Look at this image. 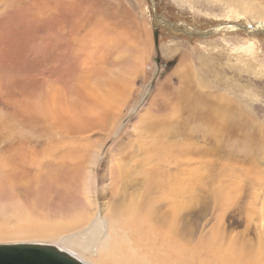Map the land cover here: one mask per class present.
I'll return each instance as SVG.
<instances>
[{
    "label": "rangeland",
    "instance_id": "rangeland-1",
    "mask_svg": "<svg viewBox=\"0 0 264 264\" xmlns=\"http://www.w3.org/2000/svg\"><path fill=\"white\" fill-rule=\"evenodd\" d=\"M38 1L40 0L18 1L21 2V8L29 10L28 16L25 14L26 19L14 17L9 21L6 18V15L10 17L11 14L17 16L21 12L17 9L11 14L9 12L12 8L7 11L8 13L6 11L0 13V38H2L0 39V100L8 99L0 101V160L5 161L2 171L6 174V179L0 180V201L5 204L3 210H0V232L5 233L4 231L13 227L24 228L30 224V227L40 233V238L33 239L37 241L23 243L56 244L61 237L82 228L81 216L88 213L92 216L96 213L98 215L107 206L109 200L107 193L105 194L107 199L102 197L104 175L107 178L111 174L113 181L114 173L124 175L128 172L129 175L136 173V179H139L146 174L144 172L146 170L154 178L159 175L165 177L168 185L179 180V184L184 185L183 199L194 205L184 220L188 228L179 231L181 234H184L183 230L190 233V236L185 238L189 241V246L188 243L184 244L186 242H178L172 238L174 245L169 244L167 250H173V253H167L165 259L159 254L157 262L221 264L214 257L207 256L193 247L200 236L210 233L211 228L218 229L223 240L235 242L234 249L236 248L241 257L248 252L252 254L255 250L259 251V246L263 245L259 243L264 239V15L261 14L264 5H259L255 0H88L87 6L96 15L95 19H98L99 25L104 27V20L108 21L109 25L112 23L110 26L113 25V28L108 25L111 28L108 29V34L115 44V59L119 60V68L115 67L114 74L116 75L119 70L124 80L132 68V60L138 53V48L135 43H130L127 35L132 38L134 32L137 35L142 34L141 46L145 50L141 52L143 68L133 71L132 88L127 95L119 97L112 94L116 101L105 106L107 116L96 121L95 130L91 132H85L83 129L75 130L73 137L77 148L67 165L60 164L59 159L52 156L46 157L36 165V174L33 178L35 188L31 189L30 185L15 186L26 165L21 164L19 159L14 161L15 163L9 161L10 157H16V154H12V149L9 152L7 151L9 149L3 148L14 139L20 140L14 145H18L19 142L23 144L26 139H36L41 141L40 145L43 144L44 137L35 138L37 134L30 128L31 124L33 125L32 121L13 112L21 108L22 100L31 92L32 85L27 80L32 78V84L39 86L46 74L48 77L45 80L52 85L51 88L55 85L57 89L69 93L63 88L65 83L60 79L56 80L53 74L66 79L74 88V92L79 90L76 89V79L79 78L85 83L90 79L88 76L85 77L87 69L80 68L82 63L79 66L80 56L63 58L60 53L58 56L56 52L60 47L51 41L53 39H48L49 36L43 32L46 19L49 20L48 25H53L49 18L51 7L54 5L61 7L64 3L60 12L61 21L70 18L74 7L67 6L61 0H56V4L53 0H46L45 4L42 0L39 3ZM82 2L84 0H79L80 4ZM229 10L232 12L234 10L236 13L229 14ZM243 10L254 15L237 16ZM33 16H36L34 20H32ZM128 19L132 20L134 27L128 23ZM114 25H118V28ZM227 25H234L238 30H229L227 29L229 27H225ZM221 26L223 30L217 29ZM144 31L150 36L146 34L144 36ZM59 33L62 37L66 35V32ZM115 33L124 37L121 38ZM185 54L191 55L194 68V75L190 78L189 84H184L185 82L180 81L174 74ZM74 60L77 64L73 66ZM86 61L91 63V60ZM167 79H170L169 85L166 83ZM106 83L114 90L122 87V84L115 79H109ZM182 89L186 99L192 96L194 101H198L196 104L191 100V107L190 103L188 105L193 115L187 110L188 117L178 115V118L172 117L171 119L175 118L172 121L166 119L163 122H155L163 132L171 128V135H174L158 139L160 140L158 144L165 148L162 161H172L175 164L176 157L179 156L182 158L177 164L182 162V165L173 167L157 164L156 156L153 160L146 161L144 158L146 154L138 151L133 141L138 139L137 135L130 130L138 120L137 114L154 96L157 97V103L163 102L169 108L170 106L177 108L179 104L175 106L173 102L178 100L176 98L180 97ZM157 92L159 96L160 92L167 93L168 97H159L156 95ZM169 95H173L172 98ZM29 101L34 102L32 97ZM6 102L10 104V109L5 105ZM122 102L124 107H121ZM91 104V101L86 102L84 108H91ZM170 109L172 111V108ZM215 110L219 115V119L216 118L218 131L223 124H226L227 130L221 135L218 133L221 140L219 142L212 138L211 141H203L201 135L209 139L206 134L212 130L211 127L206 130L200 124L202 116L206 118L208 117L206 112L209 114ZM221 111L224 116L219 114ZM208 119L212 120L210 117ZM79 131L81 133H78ZM225 132L226 137L223 136ZM29 144L32 142H25V145ZM144 147L149 149L146 142ZM22 148L21 145L20 149ZM41 148L36 147V151H40ZM252 170L258 172L255 177ZM86 178H91L92 184L89 186H84ZM126 183L127 181L123 179L121 187ZM81 185L83 188L80 187ZM8 195L14 199L12 202L7 200ZM150 196L156 195L150 194ZM17 215L21 218L20 226L16 224L18 217L16 220L14 218ZM142 220L144 219L130 221L121 218V225H128L130 231L119 230L117 234L112 230L108 233L106 228L95 249L98 255L84 254L80 259L88 264H100L96 261L97 257L107 256L117 257L124 264H150L146 260L135 258V253L139 254L131 243V238L135 236L131 233L134 232L133 227L139 225H143L145 229L150 227L151 222ZM166 237L168 236H159L158 240ZM7 238L12 239L8 235L1 236L0 244L15 243ZM123 238L129 243H125ZM206 238L203 237L202 240ZM156 239V236L148 237L144 244L146 248L150 249L149 243ZM74 252V255L79 254L77 251ZM260 263L264 264V260Z\"/></svg>",
    "mask_w": 264,
    "mask_h": 264
},
{
    "label": "bare ground",
    "instance_id": "bare-ground-1",
    "mask_svg": "<svg viewBox=\"0 0 264 264\" xmlns=\"http://www.w3.org/2000/svg\"><path fill=\"white\" fill-rule=\"evenodd\" d=\"M18 1L19 0H0V13L3 11H6V13H8L7 11L11 8L12 10L9 12L10 14L16 9L18 11H21L17 14V16L11 14V16L9 17V15H6V18H8L9 21L11 18L13 19L14 17L26 19L27 17H25V14L28 16L29 10L27 8H21V2L19 3ZM40 1H38V3ZM42 1L45 4L46 0H42ZM61 1H64L67 4V6L69 5L71 7H74L73 10H71L70 18L68 19L64 18V20L61 21L60 12L63 8L64 3L62 4L61 7L60 5L58 7L54 5V7L50 8L51 17H49L53 25L49 24L51 26L50 28V26L47 24V21L49 20L46 19V23L43 26L44 27L43 32L49 36L47 37L48 39H53L51 41H53V43H55L56 45L60 47L59 49H57V52H56L58 56H59V53L62 54L63 58H66L67 56H70L72 58L73 56H76V55L80 56L78 58V61H80L79 66H81V63H82V66L80 68L82 70H85L84 68L87 69L85 77L88 76V78L90 79L89 80L87 79L88 81L87 83H85L81 79L79 80V78L76 79L75 81L76 89L77 90L79 89V90L74 92L75 91L73 90L74 88L71 87L72 85L70 86L68 84L66 79H64L63 77L60 78L59 76L53 74V77L56 80L60 79L61 82L65 83L64 86L66 87L63 86V88H66L67 89L66 91L69 93L64 92L63 89H62L63 91L62 92L61 89H57L55 85L53 88H51L52 85H50L49 82L45 80L46 77H48L46 74H44V79H43L44 81L40 83L39 85L40 87L36 84H32L33 83L32 78L27 80L32 85L31 92L29 95L25 96V99L22 100L21 108L13 112L14 114L23 115L24 117H27L28 119H30L32 121L31 123H33L34 125L33 126L31 124L30 128L34 133L37 134L35 138L44 137V140L42 138L43 140L42 145H40L41 141L39 142V140H36V139H26L25 142H32V144H29V145H25V142H23V144H20L19 142L18 145H14V144H17L18 141H20L18 139H14L9 145H7V147H3L4 150L9 149L7 150L9 152H10V149H12L13 150L12 154H16V157H13V158L10 157L9 161L14 162L19 159L21 164L26 165V169H22V175L18 179V182L15 186L30 185L31 189L35 188V180H33V178L36 174V165L39 162L44 161L45 158L48 156H52L54 158L59 159L60 164L67 165L68 160L75 153L76 148H77V144L73 137L75 130L83 129L85 132H91L95 130L96 121L100 119H104L107 116V112L105 111V106L108 103H114L116 101L115 97H113L112 94L118 95L119 97L127 95V93H129V90L132 88L131 80L134 74L133 71L135 69L143 68V64L141 63V52L145 50H144V47L141 46L142 34L137 35V33L134 32V35L132 38L129 36V34L127 35V37L130 39V43H135L137 45L138 53H136V56L132 60L133 65H132V68H130L131 70L129 74L128 75L125 74L127 77H124V80H123L122 73L119 72V70H117L118 72L116 75L114 74L115 67L117 69L119 68L118 67L119 60L115 59L116 58V55H115L116 48L114 47L115 44L112 43L113 38L109 36L108 34V29L111 30V28H113V25L110 26L112 23L110 22L111 24L109 25V22L104 20L103 23H105V26L101 27L99 25L100 22H98V19H95L96 15H94V12H91V8L89 9L87 6L88 0H84L82 4L79 3V0H61ZM255 1L259 5H264V0L262 1L255 0ZM54 2L56 4V0H53V3ZM76 6L77 8H79V10L76 8ZM45 8L47 10V5L45 6ZM75 8L77 12L74 11ZM234 12L236 13V11L234 10L233 12L229 10V14H233ZM244 14H250V12H248L247 10H243L242 13L237 16H242ZM261 14L264 15V9ZM250 15H254V14L251 13ZM35 18L36 16H33L32 20H34ZM94 19H95V22H94ZM128 23H130L132 27L135 26L132 20L128 19ZM114 26L118 28L117 27L118 25L117 26L114 25ZM225 27L226 28L229 27L227 28L229 30L236 29L234 25H227ZM217 29L223 30L222 26ZM59 32L61 33L66 32V35L62 37ZM145 32L146 31H144V36L147 33ZM118 36L121 38L124 37V36L122 37L121 35H118ZM146 36H150V35L146 34ZM0 39L2 40V38ZM129 39L127 40V42L129 41ZM148 41L149 39L147 40V42ZM38 44L41 45L40 43ZM74 44H77V45L74 46ZM135 47L136 46H134V48ZM191 59L192 58L190 54H185L174 72V74L177 75L180 81L185 82L184 84H189L190 78L193 77L194 75V68L192 66L193 63ZM86 60H91V63H87ZM75 64H77L76 60L72 62L73 66ZM109 79L118 80L122 84V87H118L117 90L109 88V86L106 83V81ZM126 79H127V82H126ZM169 82H170V79H167L166 80L167 85L170 84ZM180 86H182V82H180ZM28 87L30 88V86ZM163 89L161 90L163 91ZM6 91L8 93V90ZM163 92H166V90ZM187 93L189 94V92ZM156 95L159 96L158 92L156 93ZM160 96L165 97L167 96V93L161 94L160 92ZM172 96H170V98H172ZM31 97L34 102L29 101V98ZM193 98L191 96L190 98L188 97V99H186L184 90L182 89V93L180 97L176 98V100L177 99L178 100L176 102H173L175 106H178L177 104H179V106L177 108L174 106H170V108H172V111L167 104L163 102L157 103L156 96L152 98V100L146 105V107L142 108L139 111V114H137L138 120H136V122L134 123V125L131 127L130 130L134 135H137L138 141L137 140H133V141L135 142V145L137 146L138 151H141V153L143 152L146 154V156L144 157L146 161L153 160V157L156 156L157 160H155V162L157 161V164L172 165L173 167H177V166L179 167L180 165H182V162L177 164L182 158L179 156L176 157L175 164L172 161H165V162L162 161V156H163V152H165V148L158 144L160 143V140L158 139L159 137L166 138V137H170L174 135L173 134L171 135V130H172L171 128L170 130L164 129L166 131L163 132L161 129H159L156 126L158 124L157 123L155 124V122L156 121L163 122L164 120L166 119L169 120L172 117L178 118L179 116L186 115L188 111H191L192 113V110L188 109L189 108L188 105L190 103V107H191L190 101L193 100ZM1 100H8V99L2 98ZM88 101L92 102L91 108L85 109L84 105ZM183 104L184 106H182ZM5 105L8 108L10 107V104L8 102H6ZM121 107H124L123 102L121 104ZM14 114L12 115L16 116ZM205 114L208 117L205 118L204 116H202V121L200 122V124L203 125V127L206 128V130L211 127L212 132H207L209 134H206L209 137V139L206 138L205 135H201V137L203 138V141L204 140L211 141V138L216 142L221 141L219 140V138H220L221 133L227 130L226 124L225 125L223 124V126L221 127V130L218 131L219 128L216 126L217 125L216 118H218L219 116L217 113V110L212 111L209 114H207L206 112ZM219 114L221 116H224L222 111L219 112ZM209 117L212 120L208 119ZM174 119H171L170 121ZM78 133H81V132L79 131ZM218 133H220V135ZM223 136L226 137V132L223 134ZM145 142H146L147 148H149L148 150L145 149L144 147ZM21 145L23 146L22 149H25V148L27 149L26 150L20 149ZM36 147L37 148L42 147V148L40 151H36ZM17 150H20V151H17ZM20 155H24V156H20ZM218 157H219V154L216 155L217 159ZM2 158H3V155H2ZM7 159L8 158H6V160ZM4 162L5 161L2 162L0 160V180H3V181L6 179V174L5 172L2 171ZM8 166H9V163H8ZM179 169L181 170L182 167H180ZM32 170H35V171H32ZM144 172L146 174H143L142 177L139 179H136V176H137L136 173H133L131 175H129L128 172L124 175L114 173L113 181H111V174L108 175L107 178L104 175L105 184L102 186V197L103 199H107L108 197L109 200L107 202V206L104 207L99 212L98 215L96 213V214H93L92 216L91 213H88L84 216H81L80 218L82 219L81 221H83L82 223L83 225H81L82 228L80 227V230L70 235L63 236L59 239L58 242H56V244L53 243L50 245H55L59 249L69 253L70 255L82 261L80 258H82L81 256L84 254H90V255L97 254L95 249H97L96 248L98 246L97 244L100 243V238L106 228L108 230V233L109 231L114 230L118 234V232H120L119 230L125 231L126 229L129 232L130 227H128V225L126 226L121 225V218H124V219L126 218L127 220H130V221L131 220L136 221L137 219L143 218L144 220L142 221H146V222L149 221L151 222V224H150V227L147 226L149 227V229H145L146 227L143 228V225H139L138 227H133L134 232H131V233L135 236L131 238L132 240L131 243L133 244L132 247L136 248V251L139 254L137 255L134 252L135 253L134 256H136L135 258H141L143 260H146L150 264H162L160 261L157 262L158 255L162 254L163 258L165 259L167 253H170V254L173 253V250H167L169 244L174 243L173 239H175L178 242L182 241V243L186 242L184 244L188 243L187 245L189 246V241L185 238L189 237L190 233L187 230H183L184 234L179 233L181 229L188 228L187 225L184 223V220L186 216L190 214L191 208L194 206L192 202H189L188 200L183 199L184 192H185L183 189L184 185L179 184L178 182L179 180L171 183V185H168L166 183L167 181L165 177H162L159 175V177L154 178V176L150 174L149 172H147L146 170H144ZM251 172L254 174V177L258 174V172L254 170H252ZM86 179L87 180L84 186H87V185L89 186L90 184H92L91 178H86ZM123 179L125 182L127 181V183L121 187ZM137 182H141V183L138 184L137 186H131L132 184L137 183ZM80 187L83 188L82 185ZM106 193H107V197L105 196ZM150 194H155L156 196H150ZM12 199L13 198L11 196L9 195L7 196V200L12 202L14 200ZM4 205L5 204L1 203L0 201V210H3L2 207ZM90 206L92 207L93 205H90ZM263 210H264V207H263ZM38 212H39V209H38ZM18 216L20 215H17L16 217H14L15 220L17 219ZM16 224L17 225L19 224V226L22 225L20 217H18V220H16ZM30 226L31 225L29 224L28 226L24 228L18 229V227L17 228L13 227L12 229H7L6 231H4L5 233L0 232V237L5 236V235L10 236L12 239L7 238V240H10V242H15V243H8V244H18V243L29 242V241H37L33 239L40 238L39 237L40 233L35 231ZM24 230H27V231H24ZM217 230L218 229L211 228L209 230L210 233L204 236H200L199 241L193 247H195L198 250H201L207 256L214 257L221 264H254L256 263L255 261H258L259 263L258 262L257 263L261 264L260 262L264 260V243H262L264 242V239H262V242L260 241L261 243H259L261 245L263 244L261 247L259 246L260 248L259 251L255 250V252H253L252 254H249L250 252H248L247 255H244L241 257L240 255H238V252L235 250L236 248L234 249L233 243L235 242L223 240V238H221L220 232H218L219 230L218 231ZM26 232L28 234H26ZM167 233H170L173 236ZM25 235H27L28 237H25ZM78 236H81L82 238L78 239L77 238ZM153 236H156L157 239L149 243L150 245L148 246H150V249H147L144 244H146L148 237H153ZM159 236H168V237L163 238L162 240L159 241L158 240ZM108 237L110 238L109 234H108ZM203 237H207L206 240L203 241L202 240ZM122 240L124 241L125 239L123 238ZM126 240L124 241L125 243L128 242ZM120 242L122 243V241ZM33 243H37V242H33ZM39 244H42V243H39ZM65 249H67L68 251ZM74 251L79 252V254H77L78 257L77 255L73 254ZM96 261L100 264H124V263H121V261L118 260L117 257L108 258L107 256H98ZM82 262L86 263L84 261Z\"/></svg>",
    "mask_w": 264,
    "mask_h": 264
},
{
    "label": "water",
    "instance_id": "water-1",
    "mask_svg": "<svg viewBox=\"0 0 264 264\" xmlns=\"http://www.w3.org/2000/svg\"><path fill=\"white\" fill-rule=\"evenodd\" d=\"M236 26H238L236 24ZM251 27V26H248ZM0 264H86L55 245L0 244Z\"/></svg>",
    "mask_w": 264,
    "mask_h": 264
}]
</instances>
